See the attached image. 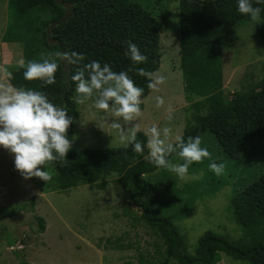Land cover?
<instances>
[{
    "label": "rangeland",
    "instance_id": "374dc122",
    "mask_svg": "<svg viewBox=\"0 0 264 264\" xmlns=\"http://www.w3.org/2000/svg\"><path fill=\"white\" fill-rule=\"evenodd\" d=\"M9 3L10 0H0V68L12 73L25 59L23 43L3 39L10 23ZM139 3L163 24L161 63L150 77L163 75L166 80L158 90L151 89L141 100L142 115L134 123L143 134L152 125L161 130L169 127L172 130L170 141L175 142L190 119L191 104L198 100H187L183 92L179 69L178 0ZM26 18L30 20L31 17ZM42 20L36 17L34 29H38ZM47 20L45 16L43 23ZM260 21H240L226 37L222 55L226 98L264 77ZM29 36L44 42L38 31L32 30ZM49 53L56 51L40 45L36 51L39 62ZM32 57L36 60V56ZM59 61L57 59V63ZM6 80L0 72V82L7 83ZM27 89L39 91L34 82ZM157 96L164 100L160 108L156 107ZM75 97L76 92L74 100ZM77 105L79 117L73 130L72 149L125 148L117 130L110 127L111 120L117 119L111 112L96 110L92 101ZM169 106L174 110L171 121L165 119ZM119 122L124 124L122 120ZM200 139L201 147L207 148L212 157L193 163L186 179L181 180L163 168L145 177L153 186L165 188L172 184L161 191L151 214L173 223L190 255L194 254L198 239L207 231L232 240L246 236V229L234 221L230 200L236 191L264 175V139L252 143L236 158L225 156L209 132H204ZM172 162L183 161L175 156ZM212 162L226 165L223 175L216 176L209 169ZM44 170L51 175L46 182L37 177L25 179L14 167L13 154L0 147V264H19L20 261L28 264H159L161 253H157V248L162 251V243L141 220L142 211L133 202L130 191L118 182L119 175L104 173L95 181L62 189L57 182L68 179L67 174L55 172L51 163L45 165ZM218 264L248 263L221 254Z\"/></svg>",
    "mask_w": 264,
    "mask_h": 264
},
{
    "label": "trees",
    "instance_id": "16d2710c",
    "mask_svg": "<svg viewBox=\"0 0 264 264\" xmlns=\"http://www.w3.org/2000/svg\"><path fill=\"white\" fill-rule=\"evenodd\" d=\"M139 1L145 0H10V23L3 39L23 43L25 63L29 60L39 62L36 51L45 44L56 52L82 53L83 63L96 60L101 65L109 64L114 72L128 71L136 86L144 89L141 96L144 100L151 92L148 84L152 79L148 74L155 73L160 67L163 24ZM252 2L254 7L262 9L259 35L264 41V3ZM178 10L183 92L189 101L198 99L190 106V119L181 137L186 141L189 136L201 137L204 132H209L225 156L236 158L252 143L264 139V77L260 82L234 92L230 98H226L223 88L222 55L226 37L238 22L251 19L237 11V0H178ZM45 16L48 20L43 23ZM36 17L43 19L38 29H34ZM32 30L41 33L44 42L31 39L29 33ZM129 41L147 57L145 62L135 65V68L144 69V75L135 71L133 62L124 55ZM32 56H36V60ZM59 64L56 82L52 85L42 86L40 80H25V69L21 67L12 71L9 82L25 89L34 82L53 104L66 107L73 120L67 130V137L72 140L79 117L74 100L75 82L71 80L77 66L63 61ZM140 108H143L142 104ZM137 140L146 143L147 137L138 132ZM144 154H147V148ZM175 156L173 154L169 159L172 161ZM66 159L68 162L63 165L51 163L55 172L61 175L64 172L68 176L57 182L62 189L95 181L104 173L120 176L118 182L130 191L133 202L142 211L141 220L162 243L163 250L157 248V253H161L159 264H218L221 254L248 264H264V175L236 191L230 200L234 221L246 229V236L232 240L207 231L198 239L194 254L190 255L173 223L151 214L161 191L172 184L163 188L147 182L146 175L158 168L142 155L133 152L131 147L71 148ZM40 228L44 229L42 225ZM19 264L28 263L20 261Z\"/></svg>",
    "mask_w": 264,
    "mask_h": 264
},
{
    "label": "clouds",
    "instance_id": "9594fccd",
    "mask_svg": "<svg viewBox=\"0 0 264 264\" xmlns=\"http://www.w3.org/2000/svg\"><path fill=\"white\" fill-rule=\"evenodd\" d=\"M255 3L259 5L264 0H255ZM237 11L253 21H260L262 9L254 7L252 0H237ZM124 55L133 62L135 71L145 74L144 69L135 68V65L147 60L135 43L128 42ZM57 59L77 66L75 74L71 76L75 82V102L83 105L92 101L96 110L111 112L117 119L111 120L110 127L117 130L125 148L131 147L133 152L142 155L148 163L166 169L183 180L188 177L189 167L193 163H200L205 158L211 159L209 150L201 147L199 136H189L186 141L177 136L175 142H171L172 130L169 127L161 130L152 125L144 133L146 143L137 140L140 128L134 122L142 115L140 104L144 89L136 86L128 71L114 72L109 64L101 65L96 60L83 63L85 57L82 53L63 51L49 53L41 62L20 61L19 66L25 69L23 78L27 81L40 80L42 86L54 84L55 74L60 67ZM0 72L8 81L12 79V73L7 68H0ZM165 80L163 75H157L148 87L158 90ZM155 101L157 108L164 104L163 97L157 96ZM173 112L169 106L165 119L171 121ZM72 122L66 107L53 104L43 92L15 87L10 82H0V147L13 154L14 167L25 179L37 177L46 182L51 179V175L44 170L45 165H63L68 162L66 156L72 142L67 137V130ZM173 154L183 162L173 163L169 159ZM225 168L223 162H212L209 165L216 176L223 175Z\"/></svg>",
    "mask_w": 264,
    "mask_h": 264
},
{
    "label": "crops",
    "instance_id": "0c3cea01",
    "mask_svg": "<svg viewBox=\"0 0 264 264\" xmlns=\"http://www.w3.org/2000/svg\"><path fill=\"white\" fill-rule=\"evenodd\" d=\"M16 45H17V44H16ZM9 52H12V50H10ZM8 54H9V53H8ZM1 80H2V78H1ZM6 81H7V83H9L8 80H6Z\"/></svg>",
    "mask_w": 264,
    "mask_h": 264
}]
</instances>
